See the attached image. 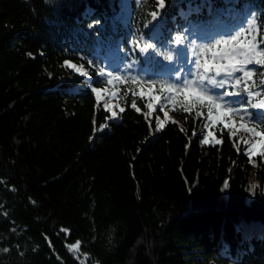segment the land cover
Returning <instances> with one entry per match:
<instances>
[{
  "label": "trees",
  "instance_id": "obj_1",
  "mask_svg": "<svg viewBox=\"0 0 264 264\" xmlns=\"http://www.w3.org/2000/svg\"><path fill=\"white\" fill-rule=\"evenodd\" d=\"M165 4L153 28L154 0H0V264H264V162L244 154L250 135L96 75L177 76L181 47L190 60L251 12L264 23V0ZM142 35L173 61L145 63L131 47ZM165 111L177 123L157 130ZM208 131L222 143L201 144Z\"/></svg>",
  "mask_w": 264,
  "mask_h": 264
},
{
  "label": "snow or ice",
  "instance_id": "obj_2",
  "mask_svg": "<svg viewBox=\"0 0 264 264\" xmlns=\"http://www.w3.org/2000/svg\"><path fill=\"white\" fill-rule=\"evenodd\" d=\"M154 3L155 9L148 13L150 19L145 27L150 24L155 28L160 17V10L166 7L165 0H154ZM94 23L99 24L100 21ZM262 29H264V23L258 24L257 14L251 12L239 28L222 32L219 38L214 37L207 43L193 47L190 60L187 49L181 47L175 56L178 61L190 65L186 68L183 77L165 73H147V70H141V74L137 75H121L119 66L110 71L100 67L96 75L107 85H113L114 82L137 85L139 91L133 92L134 96L142 94L145 88L149 93L154 89L158 93H166L160 105L162 111L166 105L174 104L177 98L184 113L195 111L196 117H202L206 109L207 122L204 125L206 129L223 124L229 129L232 137L237 136L240 131L248 133L250 139L245 141L244 154L248 157L249 163L254 164L253 158L257 156L264 162V30ZM174 40L178 46L184 44L183 36L178 35L174 37ZM131 47L144 57L145 63L156 62V57L161 55L165 61L172 62L174 59L171 51L162 52L161 43L150 36L142 35L136 38L131 42ZM87 63L91 65L93 60H88ZM65 65L75 69L81 77L89 75L83 70V64L77 67L65 61ZM128 67L131 68L132 65ZM164 75H168V78H158ZM226 85L228 88H225ZM220 89L224 90L220 91ZM91 91L95 93L98 100L101 93L107 92L108 89L101 85L91 88ZM111 95L114 98L117 92L113 91ZM228 97L240 99L239 102L229 101L226 99ZM160 101L161 95L150 96L146 104L149 115L155 111L156 103ZM131 106L136 111H140L135 99L132 100ZM105 107L112 112L107 104ZM123 111L124 109L120 108V112ZM164 116V120L157 118V130H163L167 121L171 120L166 111ZM112 117H116L115 112H112ZM237 119L238 127L235 126ZM171 123L177 122L171 120ZM213 140L216 145L222 143L221 139L215 138L212 131H208L206 135L200 137L199 142L210 144ZM61 231L66 233L68 230L61 229ZM80 247V241H76L69 246V250L78 252Z\"/></svg>",
  "mask_w": 264,
  "mask_h": 264
},
{
  "label": "rangeland",
  "instance_id": "obj_3",
  "mask_svg": "<svg viewBox=\"0 0 264 264\" xmlns=\"http://www.w3.org/2000/svg\"><path fill=\"white\" fill-rule=\"evenodd\" d=\"M185 72L186 71L181 72L180 77H183V75H184Z\"/></svg>",
  "mask_w": 264,
  "mask_h": 264
}]
</instances>
